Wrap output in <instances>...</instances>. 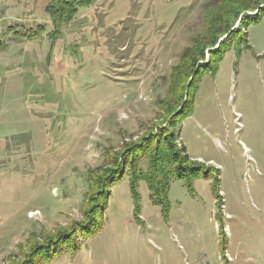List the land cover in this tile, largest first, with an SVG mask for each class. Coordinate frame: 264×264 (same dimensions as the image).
<instances>
[{"label":"rangeland","instance_id":"1","mask_svg":"<svg viewBox=\"0 0 264 264\" xmlns=\"http://www.w3.org/2000/svg\"><path fill=\"white\" fill-rule=\"evenodd\" d=\"M51 2L0 0V264H264V14L179 122L196 176L140 180L135 202L126 168L81 239L102 171L177 132L160 105L187 87L173 70L215 0H82L59 31Z\"/></svg>","mask_w":264,"mask_h":264},{"label":"trees","instance_id":"2","mask_svg":"<svg viewBox=\"0 0 264 264\" xmlns=\"http://www.w3.org/2000/svg\"><path fill=\"white\" fill-rule=\"evenodd\" d=\"M51 1L47 6V11L56 31H59L61 26L70 19L69 16L72 11L76 10L78 6L87 3L84 1L82 4V0L75 5L71 0ZM211 5L209 7L213 9V12L207 17L208 29L206 37L201 38L197 43L195 41L194 47L185 51L186 54H183V58L173 70V75L177 77V84L182 83L184 79L190 76L187 87L184 92L173 95L174 98L172 100H162L160 105L161 111L165 113L166 117H169L167 121L169 128L172 129L176 125L177 132L170 135L164 132L159 137L155 136L153 141H148L149 144H142V148L138 152H132V148H127L126 151H122L119 157L112 161L113 165H111L109 172L107 170L104 171L103 169L105 168L101 169L105 175L94 183L97 195L101 198L100 203H97L98 197L95 196V204L87 210L89 215L97 216L95 218L92 217L90 226L85 224L82 230L80 228H77L76 231L73 230V233H81V239H87L101 227L99 219L103 216V212L107 207L112 184L116 179L123 176L126 168L129 170V187L135 202L138 200L137 188L140 180L146 182L149 191L152 193L155 186H160L161 183L165 182L168 174H173L177 179L190 181L197 174L195 170L199 171L200 168L195 167L193 161L189 160L185 148L180 147L178 149L174 146L173 141L179 136V122L189 116L200 77L206 72H210V74L216 72L218 63L223 58L224 53L229 50L233 43V38L239 32V25H242L245 29L244 37L242 38L244 47L248 46L246 28L252 23H257L264 14V0H215ZM237 21L238 23L236 24ZM190 69L193 70L192 73L187 71ZM173 75H171V78H173ZM177 87L173 91H177ZM160 131H164V128L161 127ZM128 155L129 158H127ZM143 157L148 159V167L146 170H139V159ZM192 164L195 167L192 168V171L188 170V174L183 172V169L190 167ZM91 183L93 182L91 181ZM98 187L100 189H97ZM93 197H91L92 200ZM134 211L137 213L136 204ZM89 215L87 214V216ZM76 244L77 246L74 245L75 248L78 247V243ZM42 260L40 258L36 264L41 263Z\"/></svg>","mask_w":264,"mask_h":264}]
</instances>
